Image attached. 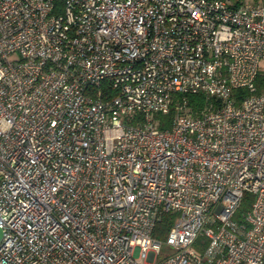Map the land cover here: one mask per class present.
Returning a JSON list of instances; mask_svg holds the SVG:
<instances>
[{
  "label": "built area",
  "instance_id": "2783aa9c",
  "mask_svg": "<svg viewBox=\"0 0 264 264\" xmlns=\"http://www.w3.org/2000/svg\"><path fill=\"white\" fill-rule=\"evenodd\" d=\"M258 75L264 0H0V264H264Z\"/></svg>",
  "mask_w": 264,
  "mask_h": 264
},
{
  "label": "trees",
  "instance_id": "16d2710c",
  "mask_svg": "<svg viewBox=\"0 0 264 264\" xmlns=\"http://www.w3.org/2000/svg\"><path fill=\"white\" fill-rule=\"evenodd\" d=\"M256 84L258 87V91L261 90L262 87H264V76L258 75L256 78ZM245 90L243 88H237L234 89V95L239 100L240 97H242V94H244ZM187 100L188 104L196 110L198 107H200L204 103V96L201 93H189L187 94ZM172 112L167 113L166 115L157 114V116L160 118V127L166 128L169 124V119L171 117ZM253 196L250 193H245L240 206L238 208L237 214L239 215L241 212H244L247 210L252 202ZM173 215L170 213H164L163 217L158 221L154 227L153 230V236L158 239H163L172 224ZM204 245V242L201 237H198L196 241L194 242L193 246L196 247L198 250H202ZM204 264H214V263H208L205 262Z\"/></svg>",
  "mask_w": 264,
  "mask_h": 264
},
{
  "label": "rangeland",
  "instance_id": "374dc122",
  "mask_svg": "<svg viewBox=\"0 0 264 264\" xmlns=\"http://www.w3.org/2000/svg\"><path fill=\"white\" fill-rule=\"evenodd\" d=\"M195 250H198L196 247H194ZM173 249L166 245L165 243L161 244L160 252L158 254V258H162L163 256L169 254Z\"/></svg>",
  "mask_w": 264,
  "mask_h": 264
},
{
  "label": "water",
  "instance_id": "95a60500",
  "mask_svg": "<svg viewBox=\"0 0 264 264\" xmlns=\"http://www.w3.org/2000/svg\"><path fill=\"white\" fill-rule=\"evenodd\" d=\"M0 238H1V229H0Z\"/></svg>",
  "mask_w": 264,
  "mask_h": 264
}]
</instances>
